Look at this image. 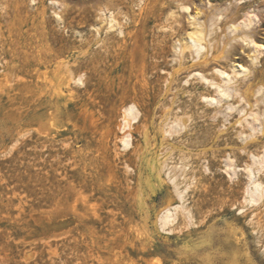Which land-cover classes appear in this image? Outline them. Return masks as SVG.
Listing matches in <instances>:
<instances>
[{"label":"rangeland","instance_id":"374dc122","mask_svg":"<svg viewBox=\"0 0 264 264\" xmlns=\"http://www.w3.org/2000/svg\"><path fill=\"white\" fill-rule=\"evenodd\" d=\"M204 1L205 14L235 3ZM193 22L176 0H0V264H264V171L253 165L263 193L252 202L247 128L237 114L213 121L176 81L166 90L174 37ZM247 54L238 45L233 57ZM163 117L186 128L163 135ZM146 132L160 156L153 193L139 179ZM246 150L262 154L264 134ZM177 204L161 229L158 214Z\"/></svg>","mask_w":264,"mask_h":264},{"label":"bare ground","instance_id":"6f19581e","mask_svg":"<svg viewBox=\"0 0 264 264\" xmlns=\"http://www.w3.org/2000/svg\"><path fill=\"white\" fill-rule=\"evenodd\" d=\"M176 1L181 10L188 12V15L194 18V22L184 37L178 35L174 37V50L170 62L176 64L177 68L173 67L167 72L165 77L166 90L174 91L173 96H175L177 94L176 88L173 89L171 84L175 81L178 82L184 88L183 94L188 95L192 100H200L205 106L212 107L209 117L213 121L223 120L226 122L233 114L238 115L233 123L248 130V133H245L237 129V136L243 144L241 148L248 152L251 163L245 166L249 178L247 192L250 201H257L263 193V186L261 181L256 178L253 165L259 166L257 172L264 171V150L262 154L254 153L247 151L246 145L255 139L256 134H264V68L262 62L264 43L260 35L262 31V24L260 23L263 22L260 12L264 3L253 8L249 6L243 16L239 18L234 15V10L238 4L242 5L247 0H233L235 1L233 4L224 3L216 12L213 10L215 13L212 14L203 12L202 8L204 9L203 6L206 5L204 0ZM112 22L113 18L110 16L109 23L112 24ZM238 45L248 51L249 60L244 61V63L238 62L233 57ZM216 48H221V52L218 54L220 56L213 55L212 51ZM216 58H220L222 61L216 60ZM240 58L242 59V57ZM55 68H59L58 63L55 64ZM183 70L186 72L180 76L178 73ZM192 88L197 90L193 92L190 90ZM138 115L139 110L134 104L124 109L122 121L124 134L121 137L124 148L131 144V135L127 130L130 126V120H136ZM165 119L167 118L163 117L161 127L163 135L165 132V134L169 133L170 135L177 134L186 128L185 123L180 118H175L172 121ZM229 122L231 123V121ZM38 130L42 134L50 133V127L44 124H40ZM216 137L218 138V136ZM224 146L229 147L228 145ZM140 157L149 172L146 176L140 173L139 179L145 181L153 193L154 189L151 187L153 183L150 179L152 176L159 178V175H155L152 171L157 170L160 156L153 150L152 144H149L147 132L144 135V148ZM202 159L206 161L205 157ZM224 162L229 176H235L237 171L234 157L227 154ZM179 207L180 205L177 204L162 209L157 216L161 229L164 230L166 225L175 220L176 210ZM144 230L146 231V229ZM144 236L147 238L149 235L144 232Z\"/></svg>","mask_w":264,"mask_h":264}]
</instances>
